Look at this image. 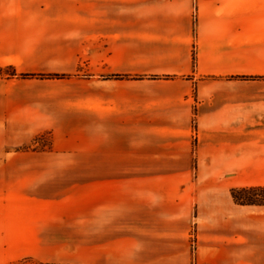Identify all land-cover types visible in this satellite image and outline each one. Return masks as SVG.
Instances as JSON below:
<instances>
[{
    "label": "crops",
    "instance_id": "1",
    "mask_svg": "<svg viewBox=\"0 0 264 264\" xmlns=\"http://www.w3.org/2000/svg\"><path fill=\"white\" fill-rule=\"evenodd\" d=\"M5 68L0 264H264V0H0Z\"/></svg>",
    "mask_w": 264,
    "mask_h": 264
},
{
    "label": "trees",
    "instance_id": "2",
    "mask_svg": "<svg viewBox=\"0 0 264 264\" xmlns=\"http://www.w3.org/2000/svg\"><path fill=\"white\" fill-rule=\"evenodd\" d=\"M236 202L243 205H264V186H245L232 189Z\"/></svg>",
    "mask_w": 264,
    "mask_h": 264
},
{
    "label": "rangeland",
    "instance_id": "3",
    "mask_svg": "<svg viewBox=\"0 0 264 264\" xmlns=\"http://www.w3.org/2000/svg\"><path fill=\"white\" fill-rule=\"evenodd\" d=\"M0 73L2 74H8V73H12V70L9 69V68H5L3 70H0ZM48 138L46 137H38L36 140H35V143H34V146L36 148H41V147H44L45 144H48Z\"/></svg>",
    "mask_w": 264,
    "mask_h": 264
}]
</instances>
